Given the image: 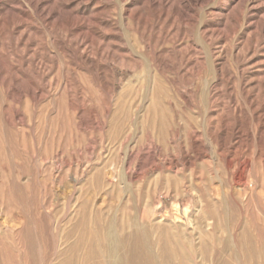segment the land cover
I'll return each mask as SVG.
<instances>
[{"label": "rangeland", "instance_id": "1", "mask_svg": "<svg viewBox=\"0 0 264 264\" xmlns=\"http://www.w3.org/2000/svg\"><path fill=\"white\" fill-rule=\"evenodd\" d=\"M152 94L164 127L147 134ZM229 169L253 184L229 188L263 248L264 0H0V264H59L83 203L107 219L148 202L140 224L172 227L191 197L158 177L226 193Z\"/></svg>", "mask_w": 264, "mask_h": 264}, {"label": "bare ground", "instance_id": "2", "mask_svg": "<svg viewBox=\"0 0 264 264\" xmlns=\"http://www.w3.org/2000/svg\"><path fill=\"white\" fill-rule=\"evenodd\" d=\"M127 96L130 98L129 100L127 99L128 101H133V99H131L133 98V91L129 87L122 91L120 98ZM150 97L151 103L145 110L146 114L140 126L144 124V132H147V134L149 131L151 133V130L152 132L157 130L161 133L164 127L163 117L165 115V109L159 106L158 112L154 111L153 105L156 101L153 98L156 96L153 97L152 94V96L149 95V98ZM159 97L162 96L160 95ZM124 100H121V102ZM127 100H125L126 102L124 103H127ZM158 103L157 101V105ZM116 104L118 106V103ZM153 116L154 120H151ZM141 129L143 128H140V130ZM104 172H97L94 177H91L94 181V186H96L95 188L99 191L102 186H107V177H105L107 175ZM230 172L231 170L229 173ZM146 175V173L142 174V176L139 175L141 177L140 200L138 199V202L140 201L139 204L149 198L147 187L150 185L152 179L150 180ZM219 176L224 177L221 174ZM168 177L163 175L158 177L155 186L169 188V192L171 191L173 194L174 200L183 199L187 197V195L191 197L183 207L181 206V212L177 205L178 203L176 204L174 202L172 204L174 212L173 216L170 217L173 219V222H171L173 224L172 227L167 224H162V222L169 217L168 215L160 216L158 220L159 223L153 226L149 225L148 222L146 224H140L139 221L144 220L147 213H152L151 210L148 209V202L146 204L144 203L141 208L142 214L139 216L133 207L129 208L121 201L122 204L115 208L111 212L112 215L110 214L111 216L107 219H105L100 212L88 210V208H90L88 204L83 203L79 208L80 217L68 234L69 238L72 237L74 240L62 254L59 264H79L80 262L81 264H208L210 262L211 264H254L259 262L264 264V247L262 248V246H259L260 244L258 245L254 242L253 234V232L261 228L256 223L259 218H257V220L250 219L251 221H241L242 214L245 211V208L242 210V204H244L243 202L246 199L243 202L237 201L234 194L231 192L232 187L229 188V186L235 185L239 187L240 194L245 195L246 190L252 191L253 184L245 182L244 177L234 170V172L228 175V180L226 179L228 182L227 185L229 184L227 186L229 190L226 193L223 192L224 194L221 189H212V181L209 180H206L207 183L203 185H191L188 191H185L180 189L181 187L178 182L176 183ZM111 178L112 180L110 182L116 180L113 175ZM219 179L221 178L219 177ZM127 189L129 188L125 187L124 191H127ZM130 190L128 191L130 192ZM116 191L115 197L120 199L124 191ZM220 196L221 200L215 199V197ZM247 197V199L252 202L253 199L251 196L249 197L247 194ZM262 201L264 200L257 198L256 204L260 205ZM118 213L123 215L121 219ZM180 216L186 219L189 230L184 225L185 222L181 220ZM222 233H228L227 238L222 239L217 236ZM229 238H234V243H232L233 241ZM226 254L230 257V261L228 262L221 260L222 256Z\"/></svg>", "mask_w": 264, "mask_h": 264}]
</instances>
